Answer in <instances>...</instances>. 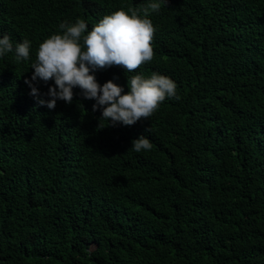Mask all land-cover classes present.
I'll list each match as a JSON object with an SVG mask.
<instances>
[{"label":"trees","instance_id":"obj_1","mask_svg":"<svg viewBox=\"0 0 264 264\" xmlns=\"http://www.w3.org/2000/svg\"><path fill=\"white\" fill-rule=\"evenodd\" d=\"M146 3L0 0V34L32 42L30 61L0 58V264H264V0L151 13L152 60L95 73L125 91L137 72L177 83L132 125H107L78 88L53 109L29 94L31 61L61 21L90 30ZM139 134L151 150L131 148Z\"/></svg>","mask_w":264,"mask_h":264},{"label":"clouds","instance_id":"obj_2","mask_svg":"<svg viewBox=\"0 0 264 264\" xmlns=\"http://www.w3.org/2000/svg\"><path fill=\"white\" fill-rule=\"evenodd\" d=\"M166 4L167 0H147L140 9L119 8L100 18L90 30L83 18L61 21L58 27L62 31L44 39L31 61V77L25 78L29 94L38 105L53 109L58 100L72 103L73 90L78 88L79 95L94 100L93 110L100 109V118L107 125H132L150 117L166 97L177 95V83L172 78L158 72L150 76L137 72L127 77L125 91L113 79L98 82L95 73L111 66L132 72L151 61L156 31L151 13H158ZM31 43L28 38L14 43L8 33H2L0 58L14 52L17 61H30ZM40 83L48 85L46 92L40 91ZM152 146L143 134L131 140V148L137 153Z\"/></svg>","mask_w":264,"mask_h":264}]
</instances>
